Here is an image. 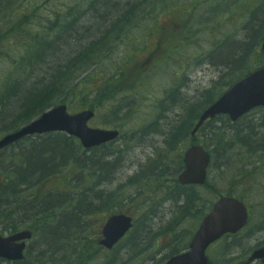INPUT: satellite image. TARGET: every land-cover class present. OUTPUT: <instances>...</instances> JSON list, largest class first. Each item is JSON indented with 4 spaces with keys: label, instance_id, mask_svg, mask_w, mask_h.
I'll list each match as a JSON object with an SVG mask.
<instances>
[{
    "label": "rangeland",
    "instance_id": "rangeland-1",
    "mask_svg": "<svg viewBox=\"0 0 264 264\" xmlns=\"http://www.w3.org/2000/svg\"><path fill=\"white\" fill-rule=\"evenodd\" d=\"M105 1L110 4L103 10L110 9L115 0ZM116 1L125 8L141 0ZM89 2L2 0L0 34L7 32L5 28L13 29L0 39V122L6 124L0 123V138L14 130H9L8 124L21 111L24 84L19 85V95L9 96L7 91L14 80L25 78L24 57L27 51L32 52L26 45L32 46L41 37L52 38L54 31L48 29L49 25L70 9L72 13L81 12V26L90 25V19L84 16ZM145 8V17L115 40V51L106 52L103 60L82 74L102 84L116 76V71L125 72L113 93L108 92L107 99L96 104V116L89 122L91 127L120 130L115 141L92 154L102 160V170L92 179L74 184L76 172L66 169L68 183L61 180L40 190L43 196L49 190L76 194L89 188L88 203L90 197H101L97 210L81 228L90 245L84 252L89 250L92 255L64 253L51 246L50 239L33 231L24 260L9 263L0 259V264H163L188 248L204 215L220 193L228 192L243 197L250 208V221L238 233L225 235L209 247L210 263H241L264 245V108L252 110L237 122L228 123L226 118L209 122L196 136L191 135L190 128L183 142L171 140L173 128L182 125L192 105L206 107L209 92L217 98L257 67L264 35V0H169L165 7L156 4ZM256 34L259 36L254 38ZM160 37L162 50L152 52V40L159 41ZM77 44L70 42L65 52L75 50ZM250 45L245 63L237 68L235 61ZM62 49L58 64L66 62L64 46ZM32 74L26 88L44 76L41 68ZM65 95L56 96L51 107L65 103L70 113L88 107L75 92ZM193 143L205 146L212 153V162L207 183L184 186L177 178L183 169L184 151ZM12 152H18V146L0 152V159ZM55 161L60 163L62 159ZM76 196H70L71 208L78 204ZM192 196L201 200L192 202ZM116 213L132 216L134 226L115 250L103 251L98 243L102 226ZM75 223L69 220V225Z\"/></svg>",
    "mask_w": 264,
    "mask_h": 264
},
{
    "label": "trees",
    "instance_id": "trees-1",
    "mask_svg": "<svg viewBox=\"0 0 264 264\" xmlns=\"http://www.w3.org/2000/svg\"><path fill=\"white\" fill-rule=\"evenodd\" d=\"M168 2L169 0L166 2L165 0H141L130 2L123 8L121 3L115 0L111 2L110 9L103 10L110 4L109 1L91 0L89 8L84 12V16L90 19L88 26L79 24L81 12L72 13V9H70L66 14L59 16L58 21L54 22L52 26L49 25L48 28L52 32L54 31L52 38L42 39L41 37L32 45L33 47L26 45L27 49L32 52L28 54L27 51L24 57L26 62L23 65L22 73L25 78L23 81L14 80L12 89L7 91L9 96L13 93L19 95V85L24 84L23 100L20 98L21 111L14 115L12 123L8 124V129L18 128L41 115L52 106L54 98L60 94L68 96L75 92L76 96L81 97L84 106L96 108V104L107 99L108 92L113 93L112 90L117 86L118 80L124 78L125 72L116 71V76L105 79L102 84H99L101 81L98 82V79L90 81L89 76L83 77L82 74L103 60L106 52L109 54L115 51V40L119 39L125 31L137 25L138 20L145 17V7L156 4L158 7L159 5L165 7ZM1 4L2 0H0V9H2ZM100 24H103V29L100 28ZM5 29L9 33L13 28ZM7 32H2L0 39L4 38ZM94 32H98L100 35H93ZM258 36L256 34L254 38ZM163 38H166V35ZM54 39L55 41H53ZM158 40H152L154 43L152 52L162 50L161 37ZM144 41L146 42L147 39ZM70 42H78V44L75 45V50L72 49L68 53L70 50L65 52V46ZM63 46L66 62L58 64L59 57L63 56ZM251 47L252 45L245 51L244 56L235 61V66L240 65L241 67V64L245 63L246 55L251 51ZM261 52L257 67L264 64V49ZM56 57L57 59H54ZM236 67L239 68V66ZM39 68L43 70L44 76L31 83V87L26 88V81L28 78L32 79L33 76L30 75ZM92 93L93 96L90 99ZM215 96L212 92L207 94L205 100L207 106L219 97ZM203 108L192 105L189 113L183 117V121H181L183 123L180 122L182 125L173 128L171 140L183 142L187 138L190 128L193 130L205 109ZM219 118H226L227 122L231 123L228 116L219 115L209 119L198 133L206 124ZM22 143V146L18 147V152L7 153L8 155L0 159V233L16 232L21 229L42 231L43 239L46 237L50 239V244L54 248H60V251L64 253L91 256V251L84 252L90 245L86 241L85 235H82L81 228L82 223L87 222L89 216L97 210V201L101 197L97 199L90 197L91 202L88 203L89 188L76 194L71 192L66 194L68 191L52 192L49 190L43 196L40 195V190L46 184L50 185L53 182H58V184L61 180L69 182L66 169L72 170L73 173L76 172L73 176L74 184H81L82 180L86 178L92 179L103 167L102 160H98L92 155L97 148L84 150L78 139L64 133L28 137L23 139ZM13 146L16 147V145L11 147ZM55 158H60L62 161L58 163ZM206 185L208 186V184ZM189 189L194 190L195 186H189ZM221 194L223 193H220L219 196ZM226 194L233 195L231 192ZM71 195H77L75 198L78 200V204L72 208L69 205V202L72 201ZM241 198L243 199V197ZM190 199L192 202L201 200L196 196H192ZM92 203L95 205L93 208L91 207ZM70 219H74L76 223L69 225Z\"/></svg>",
    "mask_w": 264,
    "mask_h": 264
},
{
    "label": "water",
    "instance_id": "water-1",
    "mask_svg": "<svg viewBox=\"0 0 264 264\" xmlns=\"http://www.w3.org/2000/svg\"><path fill=\"white\" fill-rule=\"evenodd\" d=\"M264 48V36L262 42ZM256 107H264V66L256 69L226 90L200 115L192 135L208 119L227 114L233 121ZM95 115L93 109L75 114L68 112L65 104L55 106L19 130L5 135L0 140V149L24 137L63 131L80 139L86 149L115 140L117 129L93 128L88 125ZM211 161L210 153L199 144L191 145L184 154L185 167L178 176L183 184H204ZM249 220V210L245 202L236 196L222 195L204 216L196 230L187 251L172 256L165 264H208L207 248L227 233H237ZM133 226V218L127 214H114L103 226L104 238L101 244L112 248ZM32 238L30 230H22L9 236L0 234V257L9 260L24 258L26 241ZM256 260L264 263V246L255 249L246 264Z\"/></svg>",
    "mask_w": 264,
    "mask_h": 264
},
{
    "label": "bare ground",
    "instance_id": "bare-ground-1",
    "mask_svg": "<svg viewBox=\"0 0 264 264\" xmlns=\"http://www.w3.org/2000/svg\"><path fill=\"white\" fill-rule=\"evenodd\" d=\"M217 99H218V98H217ZM217 99H216V100H217ZM216 100H215V101H216ZM215 101H214V102H215ZM214 102H212L211 104H213ZM211 104H210V105H211ZM210 105H209V106H210ZM209 106H207L206 108H208ZM0 108H1V107H0ZM206 108H205V109H206ZM205 109H204V110H205ZM204 110H203V111H204ZM39 116H40V115H39ZM35 118H36V117H35ZM32 120H33V119H32ZM0 123H3V124H1V125H5V126H6L5 121H4V122L2 121V122H0ZM11 123H12V121L10 122V124H11ZM28 123H30V121H29ZM28 123H26V124H28ZM26 124H23V125L19 126L18 128H14V130L11 131V132H9V133H12V132H15V131L19 130L20 128H22V127H23L24 125H26ZM9 130H10V129H9ZM22 141H23V139H20V140L16 141V142L14 143V145L20 147V146H22V144H23ZM39 232L41 233V236H40V237H43V235H42V231H39ZM32 238H33V237H32ZM32 238H31V239H32ZM31 239H30V240H31Z\"/></svg>",
    "mask_w": 264,
    "mask_h": 264
},
{
    "label": "flooded vegetation",
    "instance_id": "flooded-vegetation-1",
    "mask_svg": "<svg viewBox=\"0 0 264 264\" xmlns=\"http://www.w3.org/2000/svg\"><path fill=\"white\" fill-rule=\"evenodd\" d=\"M102 238V237H101ZM100 238V239H101ZM120 243V242H119ZM119 243H117L116 245H114L112 248H107V247H105V246H102L101 247V249L103 250V251H113V250H115L117 247H118V245H119ZM261 263V262H260ZM234 264H245V261H243V262H241V263H234ZM261 264H263V263H261Z\"/></svg>",
    "mask_w": 264,
    "mask_h": 264
}]
</instances>
